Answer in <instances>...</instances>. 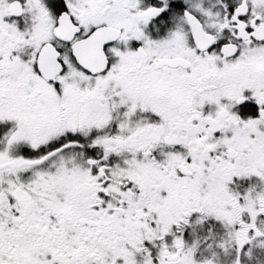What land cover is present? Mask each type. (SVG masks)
Here are the masks:
<instances>
[{"label": "snow or ice", "instance_id": "snow-or-ice-1", "mask_svg": "<svg viewBox=\"0 0 264 264\" xmlns=\"http://www.w3.org/2000/svg\"><path fill=\"white\" fill-rule=\"evenodd\" d=\"M0 264H264V0H0Z\"/></svg>", "mask_w": 264, "mask_h": 264}]
</instances>
